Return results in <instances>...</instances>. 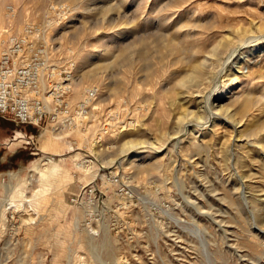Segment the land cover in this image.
<instances>
[{
  "label": "rangeland",
  "instance_id": "obj_1",
  "mask_svg": "<svg viewBox=\"0 0 264 264\" xmlns=\"http://www.w3.org/2000/svg\"><path fill=\"white\" fill-rule=\"evenodd\" d=\"M26 22L72 69L69 107L99 94L84 132L0 119V264H264V0H0V29ZM92 179L98 221L69 201Z\"/></svg>",
  "mask_w": 264,
  "mask_h": 264
},
{
  "label": "built area",
  "instance_id": "obj_2",
  "mask_svg": "<svg viewBox=\"0 0 264 264\" xmlns=\"http://www.w3.org/2000/svg\"><path fill=\"white\" fill-rule=\"evenodd\" d=\"M0 38V119L41 130L48 127L59 136L75 130L84 132L92 103L99 94L97 87L85 88L77 103L69 107L67 96L71 90L72 69L50 61L52 46L41 41L37 25L26 22L19 31L7 25L0 29ZM104 118L93 133V144H99L107 133ZM18 135L24 146L34 148V134L19 130ZM87 155L84 151L77 164L91 161L85 159ZM108 178L115 186V193L119 196L126 193L128 186L115 173H110ZM69 201L82 209L83 217H93L95 221L102 217L103 192L95 179L78 184Z\"/></svg>",
  "mask_w": 264,
  "mask_h": 264
},
{
  "label": "bare ground",
  "instance_id": "obj_3",
  "mask_svg": "<svg viewBox=\"0 0 264 264\" xmlns=\"http://www.w3.org/2000/svg\"><path fill=\"white\" fill-rule=\"evenodd\" d=\"M139 36V35H138ZM264 36H260V38H263ZM264 39V38H263ZM250 40H245V41H243V43H241L242 44V46H243V44L245 43L246 44V42H249ZM170 43V42H169ZM225 44V43H224ZM244 44V45H245ZM162 47V46H161ZM218 48V47H217ZM53 49V48H52ZM258 49H260V48H258ZM216 51V50H215ZM211 52L212 51H210V54H211ZM260 52V51H259ZM215 53V52H214ZM213 53V54H214ZM210 56V55H209ZM212 56V55H211ZM234 56V54H232V55H230L227 59H228V61L230 60V59H232V57ZM204 57V56H203ZM226 59V60H227ZM219 60V59H218ZM223 64V63H222ZM190 70H189V73L184 77V79L181 81V83H183L182 85H184V83L187 81V83L188 82H194L195 81V79H196V77L198 78V77H201L203 74H202V72H203V69H204V65H203V63H199V62H196V61H193V62H191V66H190V68H189ZM234 69V68H233ZM223 69H221V71H222ZM226 73V72H225ZM224 73V74H225ZM233 73V72H232ZM202 74V75H201ZM87 76H89V73H87L86 74ZM217 77V76H216ZM188 78V79H187ZM185 79H187V80H185ZM70 81H71V77H70ZM179 81V80H178ZM180 82V81H179ZM95 87V86H94ZM217 102V101H216ZM216 105V104H215ZM94 108V107H93ZM218 108V107H217ZM93 110V109H92ZM230 111V110H229ZM226 114V113H225ZM227 115V114H226ZM230 115V114H229ZM228 115V116H229ZM246 116V115H245ZM240 119V118H239ZM242 120V119H241ZM250 121V120H249ZM243 122V121H242ZM186 125V124H185ZM236 125V124H235ZM262 125V124H261ZM186 127V126H185ZM264 128V124L262 125V126H260L256 131H260L261 129H263ZM186 129V128H185ZM209 129V128H208ZM255 129H253L252 131L253 132H255L254 131ZM187 131V130H186ZM232 131V130H231ZM252 132V133H253ZM17 134L14 136V138L12 139V140H14V139H16V138H18L19 137V135H18V132H16ZM56 137L58 138L59 136H57V134H56ZM56 137H54V138H56ZM132 142H134V140H132V141H129V142H125V143H123L122 145H121V147H120V151H122V152H124L125 153V155H127V159H129V157H131L130 155H129V153L127 152L129 149H133L135 146H136V144H141V142H138V141H136L134 144L132 143ZM259 145V144H258ZM140 146L141 145H139L138 147H136V148H140ZM134 156H138L140 153H141V151H136L135 150V148H134ZM42 168L39 166V165H37V164H34L31 168H32V170H34L37 174H38V179H40V181L43 183V181H42V179L43 178H48V176H50L51 175V173L53 172V168H54V165H53V161L51 160V158H47V160L46 161H44V162H42ZM84 165V164H83ZM90 164H87L86 166H85V171L86 172H89L90 171ZM56 174V173H55ZM90 174V173H89ZM55 177V176H54ZM29 181H30V179H29ZM50 182V181H49ZM21 194V198H22V200H25L26 198L24 197L25 195L23 194V192H21L20 193ZM19 194V195H20ZM237 204V203H236ZM238 207V206H237ZM100 219H101V217H100ZM99 219V220H100Z\"/></svg>",
  "mask_w": 264,
  "mask_h": 264
}]
</instances>
